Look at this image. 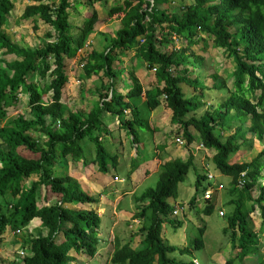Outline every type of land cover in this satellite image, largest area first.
<instances>
[{
  "label": "trees",
  "instance_id": "obj_1",
  "mask_svg": "<svg viewBox=\"0 0 264 264\" xmlns=\"http://www.w3.org/2000/svg\"><path fill=\"white\" fill-rule=\"evenodd\" d=\"M15 1L0 0V244L7 230L27 227L39 218L47 234L39 232L24 241L29 253L24 264H68L76 260L72 252L89 257L96 254L100 217L95 211L72 209L68 205L92 203L97 199L86 191L82 181L67 174V165L60 169L59 166L70 157L76 162L93 160L101 172H108L109 162L117 157L103 144L104 111L117 117L134 141L138 140V129L149 126L137 102L143 92L138 78L131 74L134 87L124 95L115 87L113 70L117 51L123 52L143 38L145 42L137 44L139 53L149 66L157 67V80L165 84L163 89L155 87L146 91L148 109L155 110L161 104L158 97L166 93L172 122L182 129L187 143L195 140L191 131L194 128L204 146L215 151L212 161L216 168L232 178L230 202L235 209L227 218L231 238L240 248L239 261L249 253L261 255L264 148L248 162L231 163L230 159L242 146L251 147L254 140L264 142V0H195L189 5L183 4L185 0H124L112 7L109 15L123 13L122 28L114 37L105 35L107 45L103 50L93 49L83 59L84 78L98 76L101 88L108 92H99V99L89 111H65L63 91L69 81L66 59L75 58L95 31L99 21L95 1L106 3L107 0L86 2L93 6V12L81 27L74 26L70 19L73 0H30L33 4L26 6L21 18L40 19L53 29V33H47L52 40L36 49L16 43L5 31ZM170 1L179 2L175 13L166 7ZM199 34L211 37L214 46L223 49L236 65L230 96L217 107L212 104L201 116L194 113L198 106L191 108L194 98L185 97L180 83H193L201 93L208 87L201 86L199 78L188 80L187 69H183L185 74L175 73L189 62L187 48L197 42ZM174 36L185 39L187 47L164 50L171 44L174 47L181 44L182 41L176 44ZM21 95L28 98L30 118L24 114L9 115ZM125 110H130L129 119ZM223 132L230 134L223 136ZM87 142L95 146V154L90 153L88 158ZM20 148L38 157L24 156ZM136 168L133 164L132 169ZM192 168H195L192 154L186 160L175 158L161 166L157 186L136 197L138 202H148L137 212L148 222L143 228L146 233L141 246L135 249L131 243L118 242L111 258L114 264H194L170 257L177 251L189 254L192 249L164 242L161 231L173 210L168 199L178 197L179 183ZM243 173L246 184L240 189L238 182ZM204 179V175L197 174L191 205L195 204L198 191H202ZM254 187L259 190L257 198L250 195ZM44 189H49L51 197H55L53 201L43 193ZM246 198L253 201L250 207ZM258 208L262 219L260 235L250 217ZM213 209L211 204L206 212ZM170 222L176 226L174 220ZM199 232L200 238L195 240L197 248L203 246L204 227ZM227 264H234V259ZM259 264H264V255Z\"/></svg>",
  "mask_w": 264,
  "mask_h": 264
},
{
  "label": "rangeland",
  "instance_id": "obj_2",
  "mask_svg": "<svg viewBox=\"0 0 264 264\" xmlns=\"http://www.w3.org/2000/svg\"><path fill=\"white\" fill-rule=\"evenodd\" d=\"M87 1L88 0H73L74 8H72V10L70 11V19L74 26L81 27L86 17L91 16L93 12V6L86 5ZM123 1L124 0H111L112 7L122 4ZM22 2V0L15 1V8L12 12L13 14L9 16L7 25L5 26V31L16 43H19L22 46L36 49L42 46L44 43L52 40V38L47 37V33L49 31L53 33V29L40 19H37L36 21L22 19L21 16L24 9H22L21 6ZM184 3L185 5L194 4L195 0H185L183 4ZM94 5L100 15L99 21L95 25V31L101 33L102 30L100 29H105L106 27H104V25H107L108 22L111 23L109 27L112 29L111 33L122 27L121 19L123 17V13H112V15H109V10L112 7L110 8L109 5H104V3H101V1H95ZM176 6H179V2L172 3L170 1L168 6L166 7L175 13L177 10ZM156 8L159 9V4H156ZM94 33L95 32H93L90 39L88 40V45L84 47L83 51L80 54H78L73 59H66V66L68 69V73H70V79L63 97V103L66 104L64 105L65 111H68L70 109L89 111L99 97V92H105V94H108L107 91H104V89L101 88V81L98 79V76H93L91 79H85L83 76L84 68L81 64H83L84 57L87 56V54H89L93 48L99 50L103 49L105 46L106 41L104 39L98 41L97 36L95 38L96 34ZM204 41L206 42V46H204ZM137 44L138 43H134L131 46V48L133 49H129L126 54L121 56V58L123 60H129V65H133V67H135L136 69L139 66H143V68L145 67V69L148 70L146 68V64H144L140 56H132L133 53L137 51L135 48ZM179 47H181L182 49H185L187 47L185 39H183ZM179 47H176L174 49L178 51ZM171 48H173V46L169 45L164 49L167 50ZM187 49L190 60L189 62L181 65L180 69H176L175 73L183 74L184 70L187 69L188 73H186V77L188 80L194 79V75H197L199 76L200 85L204 87V85L206 84L205 86L208 87L205 88L204 93L200 95L202 90H196L194 85H192L193 83L189 84L188 82H181L180 84L185 97L188 99L194 98L193 104L190 105L191 108L194 109V106H198V109L194 113L198 116H201L207 112L212 104H214V107H217L224 99H227L230 96L231 88L234 85L233 73L236 65L233 58H230V56L226 54L223 49L216 48L213 44L212 38L207 37L206 34H199V36L197 37V42H195L194 45L188 47ZM203 53L206 54L202 57L201 55ZM193 55L195 57H193ZM0 57L2 58L1 50ZM198 57H200V59ZM5 58H7L8 60L11 59L9 57ZM143 68L139 67L137 70L140 71L141 69L143 71ZM128 69L129 72L134 73V71H131L133 69L131 66H128ZM115 74L120 81L124 79L123 75H121V72L118 70V67H116ZM148 77V84L152 85V82L154 80V73L152 74V76L149 75ZM214 82H216L217 88L210 87ZM208 84L209 86H207ZM159 85H162V83H159L155 87H158ZM163 86L164 85H162V87ZM119 93L123 92L120 91ZM158 98L160 99V96ZM140 101L141 99H138V102ZM140 105L143 109V117L148 120L150 126V128H148L149 126H145L144 128L138 129V139L140 143L145 144L144 150L141 146L135 147L132 135L128 134L125 128L117 125L115 117H113L110 113L104 111V113L102 114V119L106 127V131L103 130V144L111 154H116L118 157L116 160H114V162H109L108 167L111 170V173L107 174L101 172L98 169L97 164H93L94 166H86V163H84V165H81V163H75L70 157H68L67 160L64 161L65 163L62 166H59L60 169L61 167L67 165V174L74 178L86 181L87 185L92 186L93 183V185L102 187L103 195L101 194V192L96 195H92L97 199V201L89 204H72V206L74 209L78 210L95 211L98 216L100 212L102 213L101 215H103L104 225H102L101 228L105 242H108L110 240V231L113 230L111 208L113 206L112 203H114L115 201L118 202V196H116V193L113 192L109 196H107L106 194V197H103L104 184L112 182L110 183V188H117L120 194H122L123 192L126 193L128 189H131L135 186L134 189L136 190L137 195L141 194L147 188L157 186L161 166L157 172L155 171V173H151L152 168L143 166L144 157L151 156L150 159H152V153L154 152V150L152 149V126L155 128L154 132H158V134L154 133L155 140L156 138L159 139L162 144L163 142L169 144L171 141H173L171 142L170 147L178 151V144L174 141V139L175 136H180L181 134L179 133L180 131L178 130V127L175 130L176 132L170 131V129L174 125L173 123H170V114L165 115L166 119L164 121H162V119H157L158 121H154L153 119H151L152 114L148 109L147 104L142 103ZM161 110L162 108H158L157 111ZM19 114H24L28 118L31 117L28 98L25 95H21L20 102L9 110L10 116ZM150 119L153 121L152 125ZM191 131L196 137L193 146L191 145L192 150H189L190 153H193L194 155L195 168H192L184 181L179 183V195L176 201L182 202V204L185 206L184 212L186 213V218H183L181 216V214L183 213H180L178 219L183 224L181 227L175 229L170 226L171 222L168 221L165 227H162L161 231H167L165 238L167 239L169 244L176 245L177 248H181L183 246L193 248L192 254H181L177 251L172 254L174 257L183 261H194V259L197 258L200 264H220L219 260H217L216 258V254L218 252H221L226 260L236 257L237 254L236 249H234L232 246V241L229 235L224 233V228L228 226L227 215L235 209L234 204L230 202L232 199V178L220 173V171L216 168L215 164L212 161L214 150L208 148H200V146H198L201 143L199 132L194 128H191ZM107 132L108 135L106 134ZM229 134L230 133L227 132L222 133L223 136ZM164 135L166 139L164 138ZM263 148L264 142L254 140V144L251 147L242 146L240 151L231 157L230 161H251L259 152L263 150ZM86 149L88 153L87 158L91 152L93 153V155L95 154V146L90 142H87ZM131 150H134V153H132ZM19 151L21 154L27 157H38L37 155L25 150V148H20ZM160 154L164 155L162 150ZM137 155L138 157L136 159ZM139 160L141 163L139 162ZM133 164L134 166H141L140 175L136 177L135 181H132L130 175L131 166H133ZM81 166H84V168H82ZM148 173H151V175L148 178H145ZM208 173H211L215 176L214 179L210 180L211 187L214 189V199L207 201V204L205 203L206 201L202 199L194 208L191 209V207L189 206L188 210L187 202L196 193L195 180L197 174L208 175ZM114 175L116 176V178ZM34 178L36 177L34 176ZM203 182L204 181H202V183ZM207 182L208 181H206V183ZM218 183H223L225 188L217 190L216 187ZM43 191V193H46V196L50 198L49 200L53 201V198L55 197H51L52 194L50 193L49 189H44ZM198 194H200V192ZM237 194L236 197L238 199ZM258 194V187H254L250 195L252 196V198H257ZM124 198L125 199L123 203L127 202L128 198L131 199V195L125 194ZM233 198H235V196ZM252 202L253 201L247 199V203L249 205L248 207H250V204ZM170 204L173 205V202L170 201ZM208 204H214V209L209 214L204 210V207H206ZM122 207L128 208L125 204H122ZM221 209L225 211V216L220 215ZM252 218L255 222L257 231H259L261 223L259 208L252 214ZM126 222L131 223L130 220H126ZM203 224L206 226V231L204 234L205 245L202 249L198 250V248H195V238L198 236V228ZM37 225L38 224L36 222L30 225V227L32 228L31 230H34ZM129 225L130 224H128L127 226L125 221L121 219V228L115 230L116 238L118 239L119 243L122 242L121 244L131 243L125 241L127 239V237H125L127 231L125 230L128 229V231H131L130 229H132L129 227ZM184 229H186V233ZM23 232L27 234L28 230L24 229ZM23 232L14 233L12 230H7L3 234L0 244V264H3L4 262H6L7 264H24V257L22 256L19 248V243H21L25 238V234H23ZM36 233L37 231L32 234H35L34 236H36ZM122 237H125L123 239L124 241L122 240ZM262 248L263 247L261 246V255L252 254L251 258H249L248 256L247 262H244V264H258V257H260V260L262 261L264 255ZM111 249L112 246H108L106 249L107 252L105 253L104 250V253L108 255L110 253L109 250ZM74 264H78V261H75ZM236 264L239 263L236 262Z\"/></svg>",
  "mask_w": 264,
  "mask_h": 264
},
{
  "label": "crops",
  "instance_id": "obj_3",
  "mask_svg": "<svg viewBox=\"0 0 264 264\" xmlns=\"http://www.w3.org/2000/svg\"><path fill=\"white\" fill-rule=\"evenodd\" d=\"M22 1L23 2L21 4V6H22V9L24 8L23 12H24L26 6L33 4V2L30 1V0H22ZM104 5H109V7L111 8L112 7L111 0H107L106 3H104ZM94 9L97 11L95 5H94ZM97 13L99 15L98 11H97ZM109 20H111V19H109ZM121 23H122V19H121ZM110 25H111V23H109V22H108L107 25H104V27H106V28L105 29H100V30H102L101 33H98V31H94L95 32L94 34H96L95 38L97 36V40L98 41H100L101 39H104L106 41L105 35L108 38L109 37H114L115 32H117L120 28H122V27H120L115 32L111 33L112 29L109 28ZM106 45H107V42H105V46ZM105 46H104V48H105ZM135 48H136L137 51H135L132 56L133 57L135 55L140 56V58H142V61L144 62V64H146V62L143 59V55L141 53H139L138 46H136ZM129 49H133V48H131V47L130 48H126V49L122 50L123 52L117 51V53H116L117 58H116V63L114 64L113 70L115 72L116 67H118V70L121 72V75H123L124 79L122 81H120L116 77L115 80H114V84H115L116 89L119 88L118 91L119 92L122 91L123 92L122 94H124V95H127L133 89L134 84L132 82L133 80L131 79L132 72H129V69H128V66H131L133 68L131 71H134L133 74L135 75V77L138 78V80H139V82H140V84L142 86V89H143V93L141 94V96L138 97V99H141V101L138 102V99H137V102H138L139 105L142 104V103L146 104L147 97L145 96V92L147 90H150V89L154 88L155 86H157L159 84V81L157 80L156 73H154L151 69L146 67L148 69V70H146L145 67L143 68V66H139V67L143 68V71L141 69H140V71H138L137 69L139 67H137V69H136L135 67H133V65H131V64L129 65V63H130L129 60H123L121 58V56L126 54V52H128ZM171 49H174V48H171ZM205 54L203 53L202 55L201 54L200 55L203 57V56H205ZM66 68H67V66H66ZM67 73H68V69H67ZM153 73H154V80H153L152 85H151V84H148L147 79L149 78L148 76L149 75L152 76ZM69 74L70 73H68V75ZM69 79H70V76H69ZM105 80H107V79L105 78ZM68 84H69V81H68L65 89L67 88ZM208 86H209V84H208ZM65 89L63 91V97H64ZM98 99H99V97L97 98V100ZM64 105H66V104H64ZM158 108H162V110L161 111H157ZM158 108H156L154 111L151 112V114H152L151 119H153L154 121H158L157 119H162V121H164L166 119L165 115H167V114H170V119H171L172 111L170 109L168 110V108L166 107L165 103L162 102L161 105ZM70 111H75V110H71L70 109ZM76 111H82V110H76ZM107 113H109V112H107ZM151 119H150V122H151V125H152L153 121ZM116 123H117V125L120 124L118 119H116ZM170 123H172L171 120H170ZM154 130H155V128L152 126V128H151V131L153 132V140H152L153 148L152 149L154 150V152L152 153V159H150L151 156L144 157V164H143V166H146L148 168H152L151 173H153V172L155 173V171L157 172L160 169V166L163 163H165L167 161H170L171 159L182 158V159L185 160L187 158L188 151H187V149L185 147H182V146L178 145V147H177L178 151H177L176 149H173V148L170 147V144L173 141H171L169 144H166L165 142H163V144H162V142L159 139H157V138H156V140L154 139V133H155ZM175 130H176V125H173V127L170 129V131H175ZM155 134H158V132H156ZM164 138L166 139L165 135H164ZM133 141H134V139H133ZM133 143H134L135 146L138 145L139 147L141 146L143 148V150L145 149V144L144 143H140L139 141L138 142H133ZM161 150L164 153V155L160 154ZM131 151H132V153H134V150H131ZM112 155H115V154H112ZM164 156H165V158H164ZM92 161L93 160H89L88 163H86V166H94L93 164H96V163L92 162ZM74 162L75 163H81V165H84L83 161H79V162L74 161ZM139 162H140V160H139ZM81 167L84 168V166H81ZM140 171H141V166L138 165L137 169L133 173H131L132 181L136 180V177L138 175H140ZM106 173L107 174L111 173V170L109 169L108 172H106ZM151 173H148L145 178H148L151 175ZM160 174H161V171H160ZM99 177H100V175H99ZM159 177H160V175H159ZM78 180L82 181L84 183V185H86L85 189L90 195H96V194H98L100 192L103 195L102 187H99L97 185H93V183H92V186L95 188L94 189L92 186L87 185L86 181H83L81 179H78ZM142 181H143V179H142ZM110 183H112V182H108L107 184H104V196L103 197H106V194H107V196H109L113 192L116 193V196H118L117 197L118 202L117 201H115L114 203L111 202L112 205H113L112 208H111L113 230L110 231L111 232L110 233V240L108 242H105V240L103 238V232H102L101 226L104 225V223H103V215H101L102 213L100 212L99 215L101 217V226H100V229L98 231L100 242L98 243L97 253H96V255H94L92 257H89L88 255H85L83 253L77 254L75 252H72V255L76 257L75 261H78L79 264L80 263L81 264H112L113 263L111 258H112L113 253L115 252L116 245L119 242L118 239L116 238L115 230L121 228V226H120V220L121 219H123L125 221L127 226H128V224H130L129 227L132 228V229H130L131 231H128V229L125 230V231H127V234L125 232V234H126L125 237H127V239L125 240L126 242H131L132 247L135 248V249H138V248H140L141 243H142V241L144 239V236H145L146 232L143 231V228H144V226H146L148 224V222H147L146 219H142V218H140L137 215V212H139V210L141 208H143L144 204L141 203V202H138L136 200V197L141 195L146 189L141 194L137 195L136 194V190L134 189V187H135L134 186L133 188L128 189L126 191V193L123 192L122 194H120L119 190H117V188H114V189L110 188L111 187ZM202 186L203 187L205 186V182L202 183ZM195 188H196V180H195ZM199 192L200 191H198V193ZM118 194H120V195H118ZM125 194H130L131 195V199L128 198L127 202L123 203V201L125 199L124 198ZM198 195H199L198 197L201 196L200 194H198ZM198 197H197V199H198ZM177 198L176 199L169 198L168 199V203L170 204V201H172L173 202L172 206L176 205ZM190 201H191V199L187 202L188 210H189V205L188 204H189ZM200 201H201V199H200ZM180 203L182 204V202H180ZM122 204L127 205L128 208H123ZM182 206L184 207L183 204H182ZM68 207L74 209L72 205H68ZM185 215H186V213L183 211V214H181V216L183 218H186ZM136 217H139V220H140L139 223H137L135 221V220H137ZM178 218L177 219H172V220H174L176 226H174L172 223L171 224L168 223V224H170V226H172L175 229H177L178 227H181L183 224ZM126 220H130L131 223L126 222ZM36 222H38V226L41 224L40 220H36ZM165 225H166V223H164L162 227H165ZM184 231L186 233V229H184ZM166 234H167L166 230H165V232H162V238H163L164 242L168 243L167 239L165 238ZM125 237H122V240ZM261 241H262L261 244H262V247H263L262 251L264 252V239H262ZM170 245H172V244H170ZM108 246H112V249L109 250L110 253L107 255L105 253L107 252L106 249H107ZM174 246H176V245H174ZM181 248H185V247L183 246ZM104 250H105V253H104ZM192 253H189V254H192ZM104 254H105V256H104ZM185 254H188V253H185ZM170 257H174V256L170 255ZM251 257L252 256L249 255V258H251ZM246 258L244 259V261L242 263H239V264H244V262H247ZM195 259H197V258H195ZM217 260H219L220 264H223L225 262L223 258H219ZM198 262H199V260H198ZM199 264H200V262H199Z\"/></svg>",
  "mask_w": 264,
  "mask_h": 264
},
{
  "label": "clouds",
  "instance_id": "obj_4",
  "mask_svg": "<svg viewBox=\"0 0 264 264\" xmlns=\"http://www.w3.org/2000/svg\"><path fill=\"white\" fill-rule=\"evenodd\" d=\"M73 5H74V3H73ZM174 40L176 41V44H177V42H179V41H183V38L181 39V40H179L178 39V37L177 36H174ZM145 42V40L143 39V38H139L138 39V44H143ZM88 45V42H87V44H86V46ZM172 45V44H171ZM173 46V45H172ZM180 45H175V47L173 46V48H176V47H179ZM179 48H181V47H179ZM84 49V48H83ZM82 49V50H83ZM82 50H80L79 52L81 53L82 52ZM78 52V54H80ZM82 65V67L84 66V64H81ZM146 67L147 68H149V69H151L154 73H156L157 72V67L156 66H149V64L148 63H146ZM155 69V70H154ZM235 70V69H234ZM194 74V73H193ZM195 78H199V76H197V75H194V79ZM185 83V82H184ZM181 84V83H180ZM162 85H165L163 82H162ZM162 85H159L157 88L158 89H163V87H162ZM206 85V84H205ZM208 86V85H207ZM234 86V85H233ZM181 87V86H180ZM210 87H213V88H217V84H216V82H214L213 84H212V86H210ZM155 88V87H154ZM233 88V87H232ZM231 88V89H232ZM153 89V88H152ZM151 90V89H150ZM143 93V92H142ZM203 93H200V95H202ZM141 96V95H140ZM145 96H146V92H145ZM110 97H111V95H110ZM110 97L108 98V99H110ZM162 97H163V99H162ZM165 99V100H164ZM160 102L162 103H165V105H166V107L168 108V109H170L168 106H167V102H166V100H167V95H166V93H162V95H160ZM224 100H226V99H224ZM223 100V101H224ZM222 101V102H223ZM221 102V103H222ZM146 104H147V102H146ZM161 105V104H160ZM159 105V106H160ZM158 106V107H159ZM157 107V108H158ZM171 110V109H170ZM152 111H154V110H152ZM151 111V112H152ZM172 111V110H171ZM125 116H126V119H129L130 117H131V114H130V110H125ZM129 116V117H128ZM115 119H118L117 117H115ZM119 120V119H118ZM171 121H172V117H171ZM173 123V122H172ZM174 124V123H173ZM120 125V124H119ZM174 125H176V128L178 127V130L180 131L179 133L181 134L180 136H175V142L178 144V145H180V146H182V147H185L186 149H187V151H188V155H187V158L189 157V155L190 154H192L193 155V153H190V151L189 150H192V148H191V145L193 146V143L192 144H188L187 143V141H186V139H185V137L183 136V131H182V129L177 125V124H174ZM149 128H150V126H149ZM176 132V131H175ZM139 133V132H138ZM227 133H230V132H227ZM108 135V134H107ZM132 138H133V136H132ZM177 139H181L182 140V144L180 143V142H178L177 141ZM195 139H196V137H195ZM139 141V139L137 140V141H133V142H138ZM195 141V140H194ZM198 146H200V148H204V149H207L205 146H204V144H203V142H202V140H201V143L198 145ZM197 146V147H198ZM135 147H139L138 145H136ZM215 154V151H214V153H213V155ZM112 155V154H111ZM213 155H212V158H213ZM112 156H116L117 157V155L115 154V155H112ZM137 157H138V155L136 156V159H137ZM118 158V157H117ZM186 158V159H187ZM175 159V158H174ZM180 159H182V158H180ZM185 159V160H186ZM172 160V159H171ZM184 160V159H183ZM168 162V161H167ZM246 162H248V161H246ZM214 163V162H213ZM231 163H235V162H233V161H231ZM237 163H242V162H237ZM164 164V163H163ZM162 164V165H163ZM98 165V164H97ZM161 165V166H162ZM133 168V166H131V171H130V175H131V173H133L136 169H132ZM109 170V169H108ZM201 175H204L205 177H206V179H204V180H202V181H204L205 182V186L203 187L202 186V191H200V197H198L199 195L197 194V197H198V199H196V201H195V204L194 205H191L190 204V202H189V206L191 207V209L192 208H194L196 205H197V203L200 201V199L202 200V199H204L206 202V204H207V201H210V200H212V199H214L213 197H214V189L211 187V183H210V180L211 179H214L215 178V176L214 175H212L211 173H208V175H205V174H201ZM70 176V175H69ZM72 177V176H71ZM74 178V177H73ZM115 178H116V176H115ZM76 179V178H75ZM206 181H208L207 183H206ZM245 184H246V179H245V173H243V175L241 176V178L239 179V182H238V187L241 189V188H243L244 186H245ZM221 186V187H220ZM225 187H224V185H223V183H218V185H217V187H216V189L217 190H221V189H224ZM208 192H210V197L209 198H206L205 196H206V194L208 193ZM252 192V191H251ZM259 195V194H258ZM172 199H174V198H172ZM81 204V203H80ZM87 204H89V203H87ZM144 205L143 206H145L146 204H148V202L146 201L145 203H143ZM205 204V205H206ZM171 205V204H170ZM172 206V205H171ZM207 206H209V204L207 205ZM206 206V207H207ZM206 207H204V210H205V212H206ZM172 212H171V214H170V216L168 217V219L166 220V222H164V223H167L168 221H170V220H172V219H177L178 218V216L180 215V213H183V211L185 210V206L183 207L182 206V204L180 203V202H176V205H174V206H172ZM232 212V211H231ZM255 212V211H254ZM254 212H252V213H250V217L252 218V214L254 213ZM207 213V212H206ZM209 214V213H208ZM220 215H222V216H225L226 215V213H225V211L223 210V209H221L220 210ZM99 217H100V215H99ZM141 218V217H140ZM136 219L137 220H135L137 223H139L140 222V220H139V217H136ZM143 219V218H142ZM253 219V218H252ZM36 220H40L39 218H36V219H34L33 221H31V223L27 226V227H24V228H21V229H17V230H12L14 233H22L23 232V230L24 229H27L28 230V232H27V234H25L24 232H23V234H25V238L22 240V242L21 243H19V248H20V252L22 253V256L25 258V256H27V255H29V253H28V249L26 248V247H24L23 246V243H24V241L27 239V238H29L30 236H34L35 234H32V233H35L36 231H37V233H36V235L39 233V232H42L44 235H46L47 234V231H46V229H44L43 227H42V223L38 226L37 225V227L34 229V230H31L32 228L30 227V225H32L34 222H36ZM41 221V220H40ZM254 221V220H253ZM261 221H262V219H261ZM37 224H38V222H36ZM163 223V224H164ZM255 223V222H254ZM261 224V223H260ZM100 226H101V217H100ZM202 227H204V233H203V235L201 236V238L203 239V246L202 247H199L198 248V250L199 249H202L203 247H204V234H205V231H206V226L203 224L202 226H200L199 228H198V236L196 237V238H200V232H199V230H200V228H202ZM99 229H100V227H99ZM99 229H98V231H99ZM9 230H11V229H9ZM255 230L257 231V228H256V225H255ZM231 232H232V230H231V228H230V226H229V222H228V226L226 227V228H224V233L225 234H228L229 235V237H230V239H231V241H232V246H233V248L234 249H236V251H237V254H236V257H233V258H230V259H234V264H236V262H238V263H242L243 261H244V259L246 258V257H248L249 255H252V253H249V254H247L245 257H244V259L240 262L239 261V253H240V248H239V246H238V244H237V242H234L233 240H232V238H231ZM258 233L260 232V229H259V231H257ZM259 235H260V233H259ZM98 237H99V235H98ZM196 238H195V240H196ZM99 242H100V238H99ZM262 246V245H261ZM260 246V247H261ZM185 248L186 247H188V246H184ZM195 248H197L196 247V242H195ZM192 249V251H193V248H191ZM98 250V249H97ZM259 251H260V249H259ZM97 253V252H96ZM192 253V252H191ZM253 254H258V253H253ZM86 255V254H85ZM96 255V254H95ZM258 255H260V254H258ZM76 258V257H75ZM174 258H176V257H174ZM216 258L217 259H219V258H223L224 259V263L223 264H227V261L228 260H230V259H228V260H226L225 259V257L221 254V252H218L217 254H216ZM177 260H180V259H178V258H176ZM247 259V258H246ZM241 260V259H240ZM180 261H183V260H180ZM74 262L75 261H73V262H71V264H74ZM185 262H190V261H185ZM194 264H199V262H198V260L197 259H194ZM260 263V257H258V264ZM79 264V263H78Z\"/></svg>",
  "mask_w": 264,
  "mask_h": 264
},
{
  "label": "built area",
  "instance_id": "obj_5",
  "mask_svg": "<svg viewBox=\"0 0 264 264\" xmlns=\"http://www.w3.org/2000/svg\"><path fill=\"white\" fill-rule=\"evenodd\" d=\"M155 70V69H154ZM178 142H180L181 144L183 143L181 139H177ZM221 187V186H220ZM206 198L210 197V192H208L205 196Z\"/></svg>",
  "mask_w": 264,
  "mask_h": 264
}]
</instances>
